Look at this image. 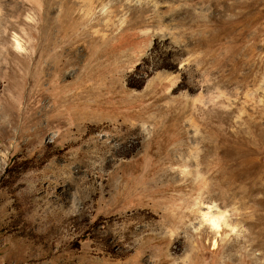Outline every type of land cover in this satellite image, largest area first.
I'll use <instances>...</instances> for the list:
<instances>
[{
	"label": "rangeland",
	"instance_id": "obj_1",
	"mask_svg": "<svg viewBox=\"0 0 264 264\" xmlns=\"http://www.w3.org/2000/svg\"><path fill=\"white\" fill-rule=\"evenodd\" d=\"M0 264H264V0H0Z\"/></svg>",
	"mask_w": 264,
	"mask_h": 264
},
{
	"label": "bare ground",
	"instance_id": "obj_2",
	"mask_svg": "<svg viewBox=\"0 0 264 264\" xmlns=\"http://www.w3.org/2000/svg\"><path fill=\"white\" fill-rule=\"evenodd\" d=\"M15 45L17 46V43Z\"/></svg>",
	"mask_w": 264,
	"mask_h": 264
}]
</instances>
